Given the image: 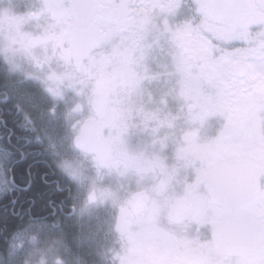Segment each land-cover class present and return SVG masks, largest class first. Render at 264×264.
<instances>
[{
    "label": "snow or ice",
    "instance_id": "1",
    "mask_svg": "<svg viewBox=\"0 0 264 264\" xmlns=\"http://www.w3.org/2000/svg\"><path fill=\"white\" fill-rule=\"evenodd\" d=\"M0 264H264V0H0Z\"/></svg>",
    "mask_w": 264,
    "mask_h": 264
}]
</instances>
